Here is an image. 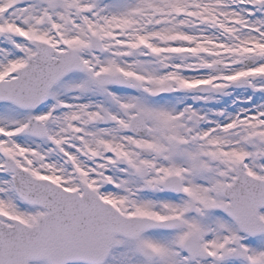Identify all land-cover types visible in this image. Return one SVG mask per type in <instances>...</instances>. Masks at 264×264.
Masks as SVG:
<instances>
[{"label":"snow or ice","instance_id":"snow-or-ice-1","mask_svg":"<svg viewBox=\"0 0 264 264\" xmlns=\"http://www.w3.org/2000/svg\"><path fill=\"white\" fill-rule=\"evenodd\" d=\"M0 264H264V0H0Z\"/></svg>","mask_w":264,"mask_h":264}]
</instances>
